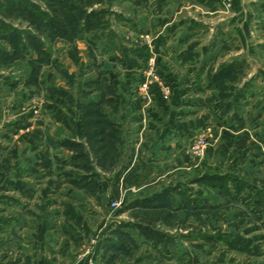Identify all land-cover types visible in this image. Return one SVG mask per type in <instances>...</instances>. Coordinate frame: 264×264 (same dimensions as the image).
<instances>
[{
	"label": "crops",
	"instance_id": "0c3cea01",
	"mask_svg": "<svg viewBox=\"0 0 264 264\" xmlns=\"http://www.w3.org/2000/svg\"><path fill=\"white\" fill-rule=\"evenodd\" d=\"M170 1V11L164 8L167 0H154L143 9L136 30L148 40L140 47L123 46L90 58L83 52L84 67L90 69L84 78L92 83L83 105L94 106L104 116L111 127L108 137L115 144L114 152L123 153L120 160L124 163L118 165V171L107 174L122 180L139 172L146 177L136 185L140 193L158 189L152 186L167 177L196 175V166L184 151L193 137L206 133L210 146L199 175L219 173L239 179V170L233 167L240 161L241 175L253 177L264 165V68L257 66L248 77L259 81L260 87L255 90L251 82L240 109H226L218 87L211 82L223 65L258 61L257 47L253 49L245 40L248 24L238 25L239 15L245 16L239 10V0H232L230 11L223 8L224 0ZM189 10L203 15V20L190 15ZM258 45L264 49V41ZM150 69L169 87L168 99L155 91L159 87L156 82L150 86L148 101L140 96L137 86ZM33 92L0 91V118L6 99L12 98L17 104L12 110L18 111ZM55 105L49 116H55L54 125L39 123L24 133L26 114L20 121L0 127V264H87L90 260L94 264H239V249L223 244L222 239L243 244L248 255L262 256L259 242L249 240L247 232L245 238L239 233H182L172 236L169 247L153 249L131 228H123L125 237L115 233L120 221H111L110 231H93L90 225L101 220L85 215V210L104 207V192L109 187L116 192V182L109 176L102 177L98 185L83 182L91 172L71 163L75 153L62 144L70 118L62 101ZM137 164L141 165L138 169ZM101 172L95 173L105 175ZM192 180L194 177H189L171 185L175 213L227 205L226 195L222 198L209 186L197 187ZM252 186L243 187L239 194L248 198L247 203L239 200V224L259 219L264 223V212L259 214L260 206L252 204L257 200ZM227 188L235 196V187L228 184ZM262 260L258 264H264Z\"/></svg>",
	"mask_w": 264,
	"mask_h": 264
},
{
	"label": "rangeland",
	"instance_id": "374dc122",
	"mask_svg": "<svg viewBox=\"0 0 264 264\" xmlns=\"http://www.w3.org/2000/svg\"><path fill=\"white\" fill-rule=\"evenodd\" d=\"M3 1L4 0H0V4L3 3ZM28 1L38 6L41 10L49 12L47 9L50 7L49 5L51 0ZM152 1L154 0H83L81 6H84L83 10L86 12L94 10L105 11L102 15V21H104L103 26H101L102 29L97 33L101 38H103L102 44L107 43L109 47L110 45L114 46V49L108 50L113 53L119 49L116 45L119 47H132L133 45L140 47L143 41L145 42L148 40V36L137 32L136 26L137 23H139L138 20L140 19L141 13H143V9H145V6L147 7V5H149ZM167 1L168 3L164 6V8H167L170 11L173 5L170 0ZM230 2L232 8V0H230ZM263 7L264 0H239V10L245 16L239 15L238 25L240 27L242 23L248 24V34L245 37L246 43L249 46H252V48L257 47L256 50L260 52V55L256 64H251L250 62H248L249 64L247 65L243 64L242 71L235 76V78L230 80V86H242L244 83H247L246 81H251L253 79L248 80V77L250 74L255 73L257 66L264 68V49L260 50L258 48V43L264 41V12H261ZM231 8H229L228 11H230ZM188 12L190 13V10ZM190 15H196V17L201 20H203L202 17H204L200 13L197 14V12H192ZM0 21L7 24L10 28L18 29L22 32L21 41L25 44L24 47H27V50H30L27 54H25V50L21 51V54L25 55L15 57L12 60L6 59V57H4V55L0 52V91H34L30 98L26 100L27 102H21L18 111L15 109L12 110L13 107L17 105L14 101H12V98L6 99L2 117L0 118V127L2 129L9 122L16 121L18 119L20 121L26 114H29V117L23 121V123L27 125H24L22 128L24 133L39 123L54 125L55 116L49 117L51 114L50 107H56L55 103L57 100L62 101L65 104L71 122L69 128L66 129L67 138L65 139L82 146L81 150L84 154H86L87 159H81L79 161L80 163L83 161L88 165L86 166L88 169L84 171L89 172L93 168L94 172L99 169L100 172L102 171L105 174H100L101 177H93L94 182H91L92 184L90 185H98L100 184L102 177L107 179L108 176L111 177L112 182H116V192H112L113 190L111 187L104 192L103 199L106 203L104 204V207H87L85 210L87 212L85 215L88 214V216H95L97 221L101 220L100 223L90 225L93 231H110L111 221H120V223H127L129 225H145L171 237L182 233H239L241 237L245 238V232H247L249 240L255 239L259 242L258 247L262 251V256L248 255V251H241L239 249V264H252L253 262L258 264L263 261L264 223H262L261 219H256L258 220L257 222L254 221L253 223L239 224V216L236 214V210H239V206H241V204H239V199H230L229 197L225 198L222 193H220L221 197L227 200V205H225L224 208L194 212L186 209L180 213H175L169 208L163 210L132 208L129 212H125L118 217L116 211L123 208L125 205L132 203L135 199H138V196H150V194L156 195L160 193L161 190L167 189L170 193V197H172L171 185L176 184L178 181L186 182V179L189 177L191 179H193V177H197L203 170V160L206 156L210 143L201 158L190 159L198 171L196 172V175L189 177H167L165 179H161L155 183L154 186H152L154 189L155 187L158 189L146 191L145 193H140L136 187V185H139L141 182L146 180V177L139 175V172L136 175H134L135 173H132L127 178L125 177L122 180H119L117 177L118 175H116V179L114 180V176L108 175L107 173H112L116 169V171H118V165L124 163L123 159L120 160V157L123 158V153H119V151L114 152L113 149L104 148L106 147L107 142H109L108 138L100 134H95V131H98L97 129L101 127L105 129L104 131L106 133H108L109 128L100 122L97 114L94 113L92 117L91 115H87L90 111L89 109H82V107L80 110V106L83 105V101L88 96L87 93H85L86 89L92 87V83L86 82L84 78L90 69L88 67H84L82 61V59H84L83 52H85V55L90 58L92 56L101 57V55L107 54V51L105 52L102 50L101 44L98 46V49H91L93 46H89L86 36L74 39L73 41L63 40L59 37L50 38L47 34L43 33V31H40L41 28H37L32 21L20 15L18 12L8 13L7 11L3 12L0 9ZM216 23L214 22V25H217ZM109 31L113 32L115 35L114 39H112L114 44H110L109 38L105 39L104 35ZM30 35H32L36 40L39 39L41 41L43 50L47 57H41L39 53L29 48V40H25V38L27 39V36L30 37ZM1 48L6 49V51L10 54L13 52L11 47L2 39H0V49ZM31 74L34 75L31 76ZM143 80L144 79L139 81L137 88H139V86L143 83ZM255 81L253 79L252 84H254L253 88L257 90L260 85H258L259 81ZM149 91H151V88ZM155 91H160V87H158ZM262 91H264V89ZM142 95L144 94L142 93ZM142 95L140 96L142 97ZM83 111L85 114H83ZM22 115L23 117H21ZM90 121L96 122L95 124H90ZM102 140L106 143L101 142ZM99 141L101 143H98ZM140 164H137V169L141 166ZM242 168L243 162L241 163L240 161L239 164L236 163L233 167L234 171L239 170V172H237L240 177L239 179L246 180L248 183L254 184L259 188V190L264 192V165L259 168V172H254L255 175H253V177H251V173L250 176L247 174L244 176L241 175ZM198 186L200 185L197 184V187ZM87 193L90 194L89 192ZM95 201L97 202L98 200L96 199ZM259 206V214H262L264 212V204ZM253 219L255 220V218ZM262 220L264 221V219ZM70 226H72V224H69V227ZM221 242L225 244V241L222 240ZM180 243H183V241Z\"/></svg>",
	"mask_w": 264,
	"mask_h": 264
},
{
	"label": "trees",
	"instance_id": "16d2710c",
	"mask_svg": "<svg viewBox=\"0 0 264 264\" xmlns=\"http://www.w3.org/2000/svg\"><path fill=\"white\" fill-rule=\"evenodd\" d=\"M82 1L83 0H51V3L49 5L50 7L47 9L49 10V12H45L35 4L30 3L28 0H4L3 3L0 4V9L3 12L7 11L8 13L18 12L20 15L32 21L37 28H41L40 31H43V33L47 34L50 38L59 37L63 40L73 41L74 39L86 36L89 46H93V48L91 49H98V46L101 44L103 51H107L106 53H111L108 50L114 49V46L110 45L109 47L107 43L102 44L103 38H101L97 33L102 29L101 26H103L104 23V21H102V15L105 11L94 10L86 12L85 10H83L84 6H81ZM198 1L203 2V0ZM21 35L22 32H20L18 29H12L7 24L0 21V39L4 40L13 50V52L10 54L8 53V51H6V49H0V52L2 53V55H4V57H6V59L12 60L15 57H20L29 53L30 50H27V47H24L25 44L23 43V41H21ZM104 36L105 39L109 38L110 44H114V41H112L115 36L113 32L109 31ZM25 40H29V48L35 50L37 53H39V55H41V57H47L39 39L36 40L32 35H30V37L27 36V39L25 38ZM116 47L119 48L118 50L122 48L118 45H116ZM23 50H25V54H21V51ZM242 69V62L231 63L228 65H223L219 73L211 76V82L213 85L218 87L222 105L226 109H236V107L238 106L240 109L242 107V101H246L247 99L248 88L250 87L252 80L244 83L239 89H237L235 86H230L229 83L231 79L235 78V76L238 75L237 73H240L242 71ZM230 98L231 100L228 103H224V100L226 101ZM93 107L81 105L80 110L81 108L89 109V112L86 111L88 112L87 115H91L92 117L94 113L97 114L100 122L106 125L107 128H111L109 123L105 120L104 116L99 111L94 110ZM83 114H85L84 111ZM95 122L96 121H90L89 123L95 124ZM97 130L98 131H95V134H100L108 138L109 142H107V145L104 148L114 150V142L108 137V133L104 131L105 129L100 127ZM101 142L104 141L102 140ZM101 142L99 141L98 143ZM62 144L63 146L75 152V155L73 156L71 162L74 167L82 170H87L88 168H86V166L88 165L83 161L82 163H80L79 161L81 159H87L86 154H84L81 150L82 146L67 139H65ZM89 172H91V175L89 177H83V182L88 185L94 182L93 177L98 176L93 171V168ZM191 182L202 186H209L211 188L217 189L220 193L226 195L230 199L236 198L242 200V202L247 203V197L239 196L241 189L250 184L245 180L229 178L226 175L219 173H212L198 175ZM228 184H232L237 190L235 196L231 195V193L228 191ZM253 186L250 188H252L257 195V200L252 204L254 206L264 204V192L256 189V186L254 184ZM169 194L170 193L168 192V190L165 189V191L154 195L152 198H146L142 200L137 199L132 203L125 205L123 208L118 209L116 212L117 214H121L124 212V210L132 208L144 210H163L168 208L172 209V197H170ZM123 228H132L138 234L144 236L146 238V241L151 244V248L153 249H158L159 246L160 248L169 247L170 243L172 242L171 236L165 235L163 233H160L159 231L141 224L129 225L127 223H120L113 231L119 234L121 237H125L124 234L126 232H124ZM222 240L225 241V243L229 247L240 249L241 251H247L246 246L241 245L240 243L238 245L237 243H231L229 241H226L225 239Z\"/></svg>",
	"mask_w": 264,
	"mask_h": 264
},
{
	"label": "built area",
	"instance_id": "2783aa9c",
	"mask_svg": "<svg viewBox=\"0 0 264 264\" xmlns=\"http://www.w3.org/2000/svg\"><path fill=\"white\" fill-rule=\"evenodd\" d=\"M223 8L226 11H228L229 8H231L230 0H224ZM150 68H152V64L150 65ZM151 72L152 71L150 69L149 72L146 73L147 75L144 78L143 83L138 88V90L144 94V95H142V98L145 101L149 100L148 91L150 90V86L152 85V83L156 82L160 87V91L162 92V97L164 99H168V97L170 95L169 87L165 84H162L160 82V80H158L155 75L151 74ZM209 140H210V136L207 135L206 133L198 134L197 136L193 137V139L191 140V143L189 144L187 149H185L184 154L189 159L201 158L204 155V153H205V151L209 145ZM87 264H94V262L92 260H90Z\"/></svg>",
	"mask_w": 264,
	"mask_h": 264
}]
</instances>
